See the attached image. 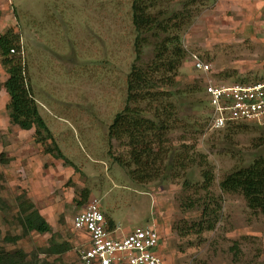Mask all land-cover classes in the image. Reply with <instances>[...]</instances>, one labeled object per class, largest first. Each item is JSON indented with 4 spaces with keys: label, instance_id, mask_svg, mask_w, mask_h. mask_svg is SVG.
Returning <instances> with one entry per match:
<instances>
[{
    "label": "rangeland",
    "instance_id": "rangeland-1",
    "mask_svg": "<svg viewBox=\"0 0 264 264\" xmlns=\"http://www.w3.org/2000/svg\"><path fill=\"white\" fill-rule=\"evenodd\" d=\"M134 1L0 0V35L7 29L18 33L39 113L69 160L45 152L33 129L9 121L3 86L7 73L0 64V247L6 252L21 249L29 259L37 254L55 264H81L78 250L86 237L73 229L72 219L96 198L117 227L116 235L155 225L164 264H264V216L251 210L241 193L222 192L218 186L235 166L264 151V126L208 129L203 91L207 79H264V0H152L153 13L176 8L184 16L182 26L169 31L178 35L183 49L176 73H169L175 94L130 106L149 115L170 109L165 112L171 125L167 143L180 150L185 143L196 162L178 177L156 163L144 182L131 174L135 167L129 165L124 140L108 136L115 115L126 105L133 64L146 66L159 43L146 38L137 53ZM191 54L210 65L208 73L192 67ZM198 153L205 155L214 176L208 194L184 185L186 177L201 179ZM207 195L217 200L210 204L215 223L210 230L196 231L201 213L195 203ZM22 200L33 203L50 231L23 232L17 220ZM52 239L70 248L62 254L44 253Z\"/></svg>",
    "mask_w": 264,
    "mask_h": 264
},
{
    "label": "trees",
    "instance_id": "trees-1",
    "mask_svg": "<svg viewBox=\"0 0 264 264\" xmlns=\"http://www.w3.org/2000/svg\"><path fill=\"white\" fill-rule=\"evenodd\" d=\"M152 5V0L147 3L135 0L133 3L132 22L137 32L135 47L140 54L146 38L147 42L151 37L157 38L159 43L153 46L151 61L146 66L133 64L127 80L126 105L115 115L108 129L110 139L124 140L128 146L129 165L135 167L131 174L139 182L151 178L152 172L156 171V163H164L163 169L171 171L172 176L178 177L181 171L196 162L194 156L187 155L188 150L184 149L185 143H182L181 150L167 143V132L171 125L169 116H166L165 112L170 113V109H155L149 115L148 111L138 106H130L134 102L154 101L162 96L175 94L176 84L173 75L169 73H176L183 49L178 45V35H169V31L179 29L185 21L180 19L182 13L179 9H160L153 13L150 11ZM178 19L180 23H177ZM161 34L167 35L160 38ZM19 46V35L12 29H7L0 35V64L7 73L3 86L8 95L6 108L9 121L23 130L33 129L35 142L44 146L45 152L69 162L39 113L31 82L25 73ZM198 160L197 164L203 167L200 173L201 179L194 181L186 177L184 185L188 188L195 186L197 190L202 189L208 194L210 192L208 188L214 181L213 172L204 154L198 153ZM218 186L222 192L241 193L247 206L264 216V151L254 152L248 161L235 166L224 175ZM215 201L217 200L213 195L211 197L207 195L200 197L195 203L201 213L199 221L194 224L196 231L210 230L214 226L215 212L210 204ZM17 220L24 233L50 231L49 223L33 203L27 200L20 202ZM109 223L113 225L111 221ZM5 239L14 241L17 237L6 236ZM69 248V243H58L52 239L43 252L48 255L62 254ZM0 264L55 263L46 259L40 260L37 254L31 255L29 259L27 253L21 249L6 252L0 247Z\"/></svg>",
    "mask_w": 264,
    "mask_h": 264
},
{
    "label": "built area",
    "instance_id": "built-area-1",
    "mask_svg": "<svg viewBox=\"0 0 264 264\" xmlns=\"http://www.w3.org/2000/svg\"><path fill=\"white\" fill-rule=\"evenodd\" d=\"M191 64L205 74L210 68L195 54H191ZM203 91L208 105V129H220L231 123L264 126V79L252 83H218L207 79ZM112 226L96 198L73 216V229L86 237L78 250L81 264H164L161 235L155 225L136 227L123 235H116L117 227Z\"/></svg>",
    "mask_w": 264,
    "mask_h": 264
}]
</instances>
